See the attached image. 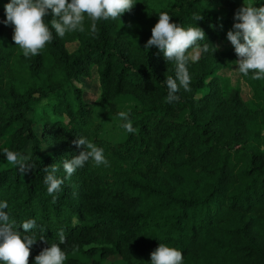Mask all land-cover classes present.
I'll return each mask as SVG.
<instances>
[{
    "label": "trees",
    "instance_id": "obj_1",
    "mask_svg": "<svg viewBox=\"0 0 264 264\" xmlns=\"http://www.w3.org/2000/svg\"><path fill=\"white\" fill-rule=\"evenodd\" d=\"M9 2L0 0L4 21ZM134 2L120 20L98 21L94 35L87 19L83 33L60 38L53 29V40L28 58L0 24V202H8L18 232L48 243L32 246L29 264L59 243L61 229L64 264H151L159 243L181 250L183 264H264V79L241 74L253 92L245 101L223 73L237 66L227 39L236 11L264 0ZM160 12L202 28L197 43L209 49L188 50L199 51L187 64L190 90L181 88L172 103L166 79L175 78V62L144 48ZM53 18L49 10L50 28ZM94 70L101 94L90 103L79 84ZM122 111L134 133L121 127ZM80 137L103 148L110 166L89 160L65 178L63 162L84 150L72 143ZM29 146L32 169L22 175L4 149ZM52 165L64 180L55 203L44 183ZM27 219L36 229L25 232Z\"/></svg>",
    "mask_w": 264,
    "mask_h": 264
},
{
    "label": "clouds",
    "instance_id": "obj_2",
    "mask_svg": "<svg viewBox=\"0 0 264 264\" xmlns=\"http://www.w3.org/2000/svg\"><path fill=\"white\" fill-rule=\"evenodd\" d=\"M136 2L134 0H10L5 5L6 25L14 26L12 39L23 52L25 58L36 56L42 52L45 46L53 40L55 34L64 38L66 34L73 32H85V21L90 20L89 34L94 35L97 31V22L109 18L119 19L123 13L130 11ZM51 10L54 18L49 23L45 22L48 11ZM171 16L167 12H160L158 22L151 29V38L144 48L151 49L155 46L163 52L166 61H174L176 65L175 78L169 76L166 79L168 95L166 100L172 103L179 100L177 93L183 88L190 90L191 77L187 69L190 59H198V56L190 57L188 50L197 48L207 52L205 44L199 48L198 41L205 39V32L200 27L184 28L178 23L171 22ZM196 21L203 16L194 15ZM237 23L233 24V30L227 32V39L234 46L238 57L235 64L238 71L244 76L251 73V79H264V6L255 7L244 5L239 8L234 16ZM218 46H215V51ZM214 51V52H215ZM213 52V53H214ZM119 117L126 121L121 127L128 133H134L128 112L118 113ZM77 147L83 146L84 150L70 160L63 162L65 178H70L78 168L92 160L96 166L109 167L110 163L104 155L103 148L97 147L85 137L72 141ZM31 146L27 154L4 149L6 160L17 168L20 174L32 169ZM48 174L44 177L47 192L53 197L55 203L64 180L58 178L55 173L58 168L52 165L51 170L44 168ZM9 205L7 201L0 202V264H29L31 248L38 240L47 243V238L33 232L26 235L18 232L14 221H10L6 211ZM25 232L36 229L37 220L27 219L22 222ZM59 243H53L45 247L36 257L35 264H64L67 253L62 250V244L66 243L63 229L57 234ZM74 246V251H76ZM151 264H183L181 250L159 243V246L150 254Z\"/></svg>",
    "mask_w": 264,
    "mask_h": 264
},
{
    "label": "rangeland",
    "instance_id": "obj_3",
    "mask_svg": "<svg viewBox=\"0 0 264 264\" xmlns=\"http://www.w3.org/2000/svg\"><path fill=\"white\" fill-rule=\"evenodd\" d=\"M0 24H3L6 28V31L8 34L13 36L14 29L10 25H6L4 23L3 19H0ZM221 47H224V44H220ZM68 48L70 51H74L77 48L76 44L68 45ZM192 57L198 56L199 57V51L195 50L192 52ZM196 60V59H193ZM226 76L230 77L232 80V84L234 86H241L242 89V95L245 101H250L252 99L253 92L250 89V87L244 83L241 79V73L238 71V65L234 66L231 70H225L223 72ZM79 86L82 88L84 92L85 100L94 103L96 102L101 94V89L98 81V76L96 70H94L93 76L89 79H81ZM38 134L40 135V130L37 129ZM50 149L48 147H45L42 149V153L46 154L49 153ZM27 154V152L25 153ZM116 261L115 258L111 259ZM108 264V263H105ZM116 264H123V263H116Z\"/></svg>",
    "mask_w": 264,
    "mask_h": 264
}]
</instances>
